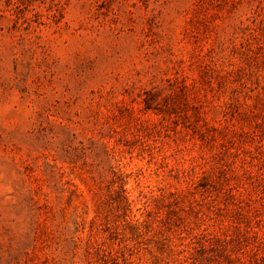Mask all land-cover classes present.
<instances>
[{
	"label": "rangeland",
	"instance_id": "rangeland-1",
	"mask_svg": "<svg viewBox=\"0 0 264 264\" xmlns=\"http://www.w3.org/2000/svg\"><path fill=\"white\" fill-rule=\"evenodd\" d=\"M0 264H264V0H0Z\"/></svg>",
	"mask_w": 264,
	"mask_h": 264
}]
</instances>
